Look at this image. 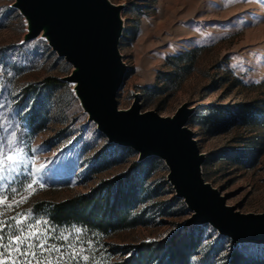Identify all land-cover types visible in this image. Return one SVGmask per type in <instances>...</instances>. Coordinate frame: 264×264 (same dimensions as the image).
Segmentation results:
<instances>
[{
	"label": "rangeland",
	"instance_id": "374dc122",
	"mask_svg": "<svg viewBox=\"0 0 264 264\" xmlns=\"http://www.w3.org/2000/svg\"><path fill=\"white\" fill-rule=\"evenodd\" d=\"M110 1L121 5L118 48L126 66L116 94L118 108L128 109L138 95L140 113L173 116L188 103L193 111L186 126L204 155L205 182L234 211L263 213L264 0ZM14 2L0 0V152L16 158L0 172V235L5 237L0 250L21 230L36 231L27 226L40 221L37 227L48 229L45 247L55 245L65 253L62 260L59 253H45L41 264H67L73 250L80 264H122L127 258L140 264H178L181 259L185 264H231L234 248L243 257L239 264H263L264 244L233 247L210 224L190 226L185 232L196 238L195 246L183 258L172 255L168 241L180 233L192 210L175 195L169 169L156 156L136 168L146 172L138 201L107 234L54 225L33 211L39 201L89 193L125 172L138 161V152L109 143L88 120L73 82L63 79L72 73V64L42 34L25 40L28 23ZM47 77L61 82H45ZM34 179L38 183L28 188ZM31 242L37 243L35 238ZM138 244H145L144 250L136 251ZM117 245L123 247L114 251ZM12 258L5 257V264Z\"/></svg>",
	"mask_w": 264,
	"mask_h": 264
},
{
	"label": "water",
	"instance_id": "95a60500",
	"mask_svg": "<svg viewBox=\"0 0 264 264\" xmlns=\"http://www.w3.org/2000/svg\"><path fill=\"white\" fill-rule=\"evenodd\" d=\"M13 6L27 20L25 40L42 33L52 50L72 64V73L63 79L75 83V95L88 120L108 142L133 148L138 161L156 156L165 162L175 195L192 210L181 229L210 224L229 237L233 247L264 244V212L234 211L205 182L201 171L204 155L186 126L193 111L188 103L173 116L153 110L140 113L138 95L128 109L118 108L116 94L126 70L118 48L121 5L110 0H15Z\"/></svg>",
	"mask_w": 264,
	"mask_h": 264
},
{
	"label": "trees",
	"instance_id": "16d2710c",
	"mask_svg": "<svg viewBox=\"0 0 264 264\" xmlns=\"http://www.w3.org/2000/svg\"><path fill=\"white\" fill-rule=\"evenodd\" d=\"M45 82L60 83L61 81L55 77H47ZM35 117L34 114L31 116V125L35 122ZM144 160L132 162L125 172L102 181L89 193L58 202L39 201L33 204L32 209L43 214L54 225L74 224L91 233L107 234L108 230L126 220L128 213L137 203L140 183L145 178L146 172L141 170L137 172L136 168ZM189 228L190 226L181 229L180 233L170 237L168 242L172 255H180L183 258L186 251L195 246L196 238L185 232ZM144 245L138 244L134 247L136 251H141L144 250ZM122 247L117 245L113 248L117 251ZM130 247L132 246H124L126 249ZM230 257L231 264H239L243 260L235 248L231 251ZM133 261L127 258L122 264H140ZM178 264H185V260H179Z\"/></svg>",
	"mask_w": 264,
	"mask_h": 264
},
{
	"label": "snow or ice",
	"instance_id": "6c2138e0",
	"mask_svg": "<svg viewBox=\"0 0 264 264\" xmlns=\"http://www.w3.org/2000/svg\"><path fill=\"white\" fill-rule=\"evenodd\" d=\"M15 156L12 154H7L0 152V172L5 170L6 162H15ZM38 183L37 180H33L27 187L31 188L33 184ZM40 187L43 188L44 185L41 183ZM4 201L0 200V204H3ZM19 225L20 221H16ZM47 224V221L44 222ZM40 224V221H36L35 225L29 224L28 229H32L36 227V231H28L27 234L24 233L23 230L19 234L14 235L13 238L9 239L8 244L3 246V249L0 250V264H5V257H11V253H15V257L12 258V264H32L33 260L37 261V264H41V261L48 258L45 256V253L50 257L53 253H59L58 259H63L65 256L64 252H60L59 249L56 248L55 245H49L45 247L47 244L46 234L48 229H39L37 227ZM3 227V224L0 223V228ZM76 231H80L76 229ZM44 237V239H42ZM35 238L37 243H32L31 240ZM5 237L0 235V241H3ZM67 239V237H65ZM69 248H72V245H68ZM10 249V250H9ZM39 249V251H37ZM77 253L73 250L71 256L68 257L67 264H71L72 261H76V264H80L79 260H76ZM82 259L84 261L88 260V256H83ZM49 264H51V260H49Z\"/></svg>",
	"mask_w": 264,
	"mask_h": 264
},
{
	"label": "bare ground",
	"instance_id": "6f19581e",
	"mask_svg": "<svg viewBox=\"0 0 264 264\" xmlns=\"http://www.w3.org/2000/svg\"><path fill=\"white\" fill-rule=\"evenodd\" d=\"M40 34H42V33H40ZM40 34H39V35H40ZM44 37H45V36H44ZM45 38H46V37H45ZM73 84H75V83H73ZM115 144H116V143H115Z\"/></svg>",
	"mask_w": 264,
	"mask_h": 264
}]
</instances>
